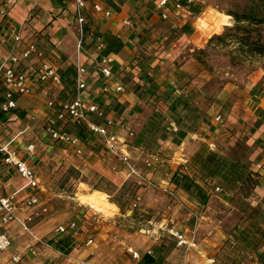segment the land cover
Masks as SVG:
<instances>
[{
    "label": "crops",
    "instance_id": "0c3cea01",
    "mask_svg": "<svg viewBox=\"0 0 264 264\" xmlns=\"http://www.w3.org/2000/svg\"><path fill=\"white\" fill-rule=\"evenodd\" d=\"M86 1L89 8L100 3L104 9L110 11L108 18L89 11L87 13L89 19L85 26L86 33L98 34L99 42L103 45L101 54L110 56L113 61L111 67L113 80L108 83L110 95L103 96L99 92L102 79L94 76L96 66L93 64L94 59L91 58L94 47L92 48V45H88L89 49L81 47V52H78L72 0H62V4L54 0H0V9L7 5L5 17H0V66L13 46L11 31L18 28L30 32L29 37L38 43L48 62L61 74L70 67L74 71L78 60L81 65L88 68V73L92 77L84 98L88 102L99 103L109 116L121 122L123 128L118 130V136L124 142L122 148L127 151L136 168L138 161L144 166L150 157L161 154L162 158L169 161L174 171L176 166L188 162L201 145L212 143L217 145L223 137L226 135L228 137V134H223L218 128L213 107L204 108L205 114L194 131L184 128V118L180 115L181 113L184 115V112H181L180 108L176 109L181 112L178 116L173 111L177 99L179 103L189 101L197 87L204 86L199 80L202 78L197 69L199 66L192 58L194 50L201 44L200 41H203V37L194 27L202 20L200 18L202 14L197 17L190 10L175 9V0H167L166 10L157 9L160 0ZM206 1L195 0V5L205 6ZM163 13L166 15L164 20L161 18ZM205 23L207 25L206 21ZM183 26L189 32L181 33ZM200 31L204 33L205 30L201 28ZM68 73L65 76H68ZM199 83L200 85L195 87ZM119 85L123 91L116 94L114 88ZM46 89V86L39 85L35 87L31 96L17 98L19 113L11 116L6 122L0 120V144H9L12 149H16L19 156L36 172L41 187L37 195L41 206L47 209L48 214L54 210L51 206L53 200L59 198L48 191V184H51L58 169L72 168L82 173L89 171L108 180L117 188L130 182L124 170L117 172L113 170L116 162L103 149L94 154L83 145L82 153L78 155L75 149L68 145L49 141L45 129L49 125H54V122L46 102L52 96H57V99H54L56 103L62 102L59 101L62 88L54 90L53 93H47ZM136 90L141 95L136 94ZM153 115H164L171 122L164 136H161L149 151L132 147L133 139L128 136V131L134 135L139 134ZM252 122L256 128H264V111L259 112L257 117L254 116ZM172 124L177 127L176 132L172 131ZM29 145L34 146L32 154H26V147ZM177 155L179 157L176 158ZM120 168L121 166L118 170ZM8 173L10 179L2 182L1 195L15 192L24 185L13 170H8ZM182 196L192 202L185 194L182 193ZM254 197L262 199L264 190L257 187ZM77 198L78 196H75L73 199L75 202L73 206L75 212H81L82 216L72 221L77 223L81 234L75 237L77 245L68 256H62L40 242L64 220V217L55 211L30 225L32 235L16 225L0 228V232H7L11 239L10 248L0 255V264H15L11 258L16 255L22 257L18 264H104L101 260L96 261V251L94 252L91 247L93 245L86 246L85 243L90 236H85L86 241L82 242V245L80 243L81 239H84L86 226L90 224L94 207L82 205ZM109 203L118 210L115 204ZM29 214L28 211H21L19 216L25 218ZM114 233L116 240L118 230L114 229ZM98 237L100 249V245L107 243L108 237L105 231L99 232ZM31 248L34 254L30 251ZM127 251L128 254L130 251L136 252L132 248H128ZM140 252L142 254L145 250Z\"/></svg>",
    "mask_w": 264,
    "mask_h": 264
},
{
    "label": "rangeland",
    "instance_id": "374dc122",
    "mask_svg": "<svg viewBox=\"0 0 264 264\" xmlns=\"http://www.w3.org/2000/svg\"><path fill=\"white\" fill-rule=\"evenodd\" d=\"M205 6L200 17L203 20L201 28L205 31L201 33L196 30L203 41L192 54L202 74L199 80L204 86L199 88L197 85L200 83L196 84L197 90L189 98L188 106L195 110L200 120L205 114L204 108L208 107H213L216 116H221L222 123H216L228 137L226 135L219 140L217 145L220 150L212 143L214 151L223 152V155L247 167L255 185L245 186L240 193L225 198L219 195L220 192H214L215 195L210 196L207 204L196 210L193 203L170 184L173 168L168 160L158 154L160 163L151 168H145L138 161L137 169L141 171L144 181L139 184L130 181L137 185L136 193L142 196L137 209L129 211L130 202L135 196L130 193L133 186L126 189L125 195H129V198L124 196L121 201L124 205L116 210L109 203L110 196L94 190L95 187L109 190L99 183L97 175L72 168L58 169L53 181L48 184V191L59 198L53 200L55 204L52 202L51 206L54 210L46 215L57 211L58 215L64 217L60 225L81 217L82 213H76L73 206L75 196H78L80 203L83 201L94 207L90 224L86 226L84 239L81 237L80 243L82 245L86 241L85 236H90L97 262L139 264V260H133L128 254V248L136 251L140 259L144 253H152L153 248L162 245L166 248L162 264H208L207 260L214 259L225 241L234 242V234L245 226L242 210L247 206L246 199L256 195L257 187L264 190V128L259 129L252 124V118L264 111V0H207ZM234 15L247 17L250 21L237 24L232 17ZM85 17L87 22V13ZM259 21H263L262 24H257ZM245 42L248 44L242 45ZM257 48L262 49L261 55L256 53ZM74 91L73 86L64 87L58 100L72 99ZM55 98L57 96L51 97ZM50 117L55 128L67 130V123L62 125L56 122L53 115L50 114ZM86 148L98 149L99 152L102 144L93 137ZM166 188L176 194L183 207L164 192ZM93 194L100 197L101 201L94 202L90 198ZM190 211L197 214L198 220L191 218ZM114 229L118 230L116 240ZM171 230L182 234L190 245L177 246V239L169 234ZM102 231L106 232L108 238L107 243L100 245L99 249L98 234ZM62 237L53 230L42 239V243L47 244L51 239L57 241ZM141 250L145 252L140 254ZM230 255L234 256L232 251ZM256 258L255 254H251L241 258L240 264H258Z\"/></svg>",
    "mask_w": 264,
    "mask_h": 264
},
{
    "label": "built area",
    "instance_id": "2783aa9c",
    "mask_svg": "<svg viewBox=\"0 0 264 264\" xmlns=\"http://www.w3.org/2000/svg\"><path fill=\"white\" fill-rule=\"evenodd\" d=\"M73 1V15L76 23V36L78 39V52H81V38L83 36V27L86 22L85 14L89 11L94 14H102L104 17L110 16V11L104 9L99 4H94L89 8L86 0H72ZM181 2L183 4H181ZM195 0H175V9L189 11V6L195 4ZM167 0H160L157 4L158 10H166ZM5 4L0 9V17H5ZM163 20L166 15L163 13ZM129 25V23H124ZM11 38L13 46L10 53L4 59L0 66V80L7 88L4 95V103L0 106L2 112L7 113L10 110L17 108L18 97H28L34 92L35 87L39 85L46 86L47 93L53 92L56 89H61V73L53 67L47 60L43 50L39 48L38 43L29 37V34L22 28L13 29L11 31ZM99 37L94 40V52L91 58L94 59L95 72L94 76L97 79H102V86L99 88L101 95H110L109 82L113 80V73L111 70L112 59L110 56H103L101 52L103 45L99 42ZM75 97L71 100L56 103L54 99H48L46 107L49 113L56 118V122L66 124L68 122L75 125H84L89 133L100 140L102 149L111 155L116 164L113 167L115 172L124 170L129 181L139 184L144 181L141 171L138 170L131 162V158L127 151L122 148L124 142L118 136V130L123 128L121 122L115 120L114 117L109 116L104 107L95 101L88 102L84 98L85 93L88 92L92 77L88 73V68L76 62L75 65ZM122 86L114 88V93L122 92ZM215 122L222 123L221 116H216ZM172 131L176 132L177 127L172 124ZM47 137L53 141L63 145H68L75 149L76 154L82 153V146L84 145L77 137L65 132L60 127L55 128L49 125L45 129ZM128 136L132 139L134 134L128 131ZM211 151H214V144L208 145ZM34 146L26 147V154L33 153ZM0 154L3 156L1 166L4 169L13 170L15 175L23 181L24 185L19 190L10 194L1 195L0 181V228H5L9 225H16L29 235L31 234L30 225L40 220L48 211L41 206V201L37 195L40 191V180L36 172L27 164L26 160L19 156L16 149H12L9 144H0ZM160 163V158L156 155L150 157L145 163V168H151ZM121 168L118 170V167ZM216 192L219 190L216 189ZM24 194L22 195V193ZM164 192L183 207V204L178 201L176 194L169 188L164 189ZM141 202V196L136 193L132 198L129 211L137 209ZM250 205L255 204V198L250 196L246 199ZM193 208L198 210L203 208L200 204L193 203ZM21 211H28L30 213L27 217L21 218L19 216ZM189 215L192 219L198 220V216L194 211H190ZM57 236L70 235L78 237L80 231L75 221H69L65 224L59 225L54 229ZM169 234L177 239V246H189L185 237L179 232L169 231ZM42 242V241H40ZM46 244V243H44ZM86 246L92 245L93 240L88 239ZM47 245V244H46ZM11 246V239L7 232H0V255L6 252ZM30 251L34 254V250ZM150 252L148 251L147 254ZM133 260H139L137 252L130 251ZM22 257L16 255L11 258L15 264L20 263ZM212 264V260L207 261Z\"/></svg>",
    "mask_w": 264,
    "mask_h": 264
},
{
    "label": "trees",
    "instance_id": "16d2710c",
    "mask_svg": "<svg viewBox=\"0 0 264 264\" xmlns=\"http://www.w3.org/2000/svg\"><path fill=\"white\" fill-rule=\"evenodd\" d=\"M54 1L58 4H62V0ZM181 4L183 3L181 2ZM188 8L197 17L202 14L204 9L203 6L195 4L190 5ZM232 17L237 24L244 22L249 23L250 21L247 17H239L235 15ZM262 22L263 21H259L257 24H262ZM85 26L86 23L83 27L81 47L88 48V45H92L93 48V42L95 38L98 37V34L95 32L86 33ZM23 30L27 31L26 29ZM180 31L181 33L189 32L188 29L185 30V26H183ZM29 33L30 32H28V34ZM247 44V42L242 43V45ZM255 51L258 55L263 53L260 48L255 49ZM67 72H69L68 76H65ZM74 78L75 70H71V67L61 74L62 91L64 90V87H75ZM0 86L1 106L4 103V95L7 88L3 85L1 80ZM136 94L141 95L137 90ZM174 108L175 109L173 111L175 115L177 114L176 116L180 114V112L176 110L177 108H180L181 112H186L184 115H181L184 118V128L188 131H194L200 122V117L196 116L194 113L195 110L193 111L190 109L188 101H180L179 103V100L177 99ZM17 113H19L18 108L10 110L7 113L2 112L0 109V120L6 122L11 116L17 115ZM170 123L171 122L164 115L151 116L142 132L134 135L131 146L134 148H142L144 151H149L151 146L156 144L161 136H164V132L167 130ZM66 126H68V128L64 131L77 137L84 145H88L89 141L93 139V136L84 125H75L68 122ZM89 150L92 153H98V149ZM2 161L3 156L0 154V181L7 182L10 179V174L8 173V169H4L1 166ZM252 176V173L247 167L231 160L226 155L211 151L208 145H201L188 162L179 165L178 169H175L172 172L170 184L175 190L185 194L193 203L205 206L210 196L215 195L214 192H216V189L219 190V195L225 198L240 193L245 186L253 187L255 182L251 180ZM99 178V183L105 185L109 190H104L100 187H95L94 190L110 196V202L115 204L118 208H121L122 205H124V203H121L124 196L129 198V195H125L128 187L134 186L130 192L132 195H135L137 191V185H134L131 182H128L127 184L125 183L120 188H117L108 180L102 177ZM114 196H117V198L114 199ZM254 198L255 204L250 205L245 201L248 207L246 206L245 209L242 210L245 226L243 229H240L234 234V242H229L228 240L225 241L223 246L218 251V254L215 255L214 259H212V264H240L241 258L243 259L246 256H251V254H255L257 256L256 261L258 264H264V197L262 199H257L256 197ZM229 244L231 245L230 250H228ZM47 245L53 250L59 252L62 256H68L76 247L77 241L70 235H63V237L57 241L51 239L48 241ZM165 251L166 248L162 245L158 248H153L152 253L143 254L138 263L162 264V256ZM231 251L234 255L233 257L230 255Z\"/></svg>",
    "mask_w": 264,
    "mask_h": 264
},
{
    "label": "clouds",
    "instance_id": "9594fccd",
    "mask_svg": "<svg viewBox=\"0 0 264 264\" xmlns=\"http://www.w3.org/2000/svg\"><path fill=\"white\" fill-rule=\"evenodd\" d=\"M202 24H203V21L201 20L197 25H195L194 27H196V30H201V27H202ZM82 203V205H84L85 204V202H81Z\"/></svg>",
    "mask_w": 264,
    "mask_h": 264
},
{
    "label": "bare ground",
    "instance_id": "6f19581e",
    "mask_svg": "<svg viewBox=\"0 0 264 264\" xmlns=\"http://www.w3.org/2000/svg\"><path fill=\"white\" fill-rule=\"evenodd\" d=\"M90 198H92V200H93L94 202H99V201H101V198L95 196V194H93L92 196H90ZM85 199H86V198H85Z\"/></svg>",
    "mask_w": 264,
    "mask_h": 264
}]
</instances>
